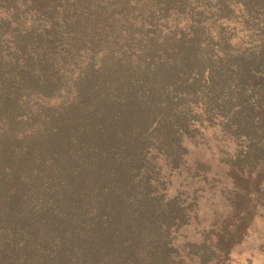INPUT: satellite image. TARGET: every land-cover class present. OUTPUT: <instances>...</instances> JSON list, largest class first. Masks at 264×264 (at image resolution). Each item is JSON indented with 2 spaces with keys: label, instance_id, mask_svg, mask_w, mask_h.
<instances>
[{
  "label": "trees",
  "instance_id": "1",
  "mask_svg": "<svg viewBox=\"0 0 264 264\" xmlns=\"http://www.w3.org/2000/svg\"><path fill=\"white\" fill-rule=\"evenodd\" d=\"M209 138L264 180V0H0V264L217 263Z\"/></svg>",
  "mask_w": 264,
  "mask_h": 264
},
{
  "label": "rangeland",
  "instance_id": "2",
  "mask_svg": "<svg viewBox=\"0 0 264 264\" xmlns=\"http://www.w3.org/2000/svg\"><path fill=\"white\" fill-rule=\"evenodd\" d=\"M209 139L208 146H193L187 141V164L193 169L195 162H201L215 178L206 185L190 178L185 181L191 184L190 194L199 191V213L196 220L181 228L178 242L200 243L209 237L210 244L219 250L214 264H264V180L258 168L245 175L226 171L217 158L212 159L215 150L223 146ZM184 178L185 174L174 179L170 192H175Z\"/></svg>",
  "mask_w": 264,
  "mask_h": 264
}]
</instances>
